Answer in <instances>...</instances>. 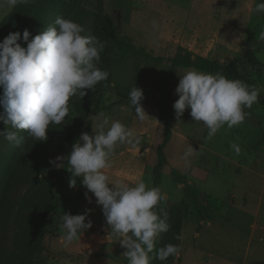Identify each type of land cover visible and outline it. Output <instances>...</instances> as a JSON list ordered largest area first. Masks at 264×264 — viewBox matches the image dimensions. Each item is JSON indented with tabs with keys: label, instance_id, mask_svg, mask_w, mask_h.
<instances>
[{
	"label": "rangeland",
	"instance_id": "rangeland-1",
	"mask_svg": "<svg viewBox=\"0 0 264 264\" xmlns=\"http://www.w3.org/2000/svg\"><path fill=\"white\" fill-rule=\"evenodd\" d=\"M260 2L262 0H106L104 4V13L113 20L119 35L129 38L147 58L103 42L105 48L99 67L110 75L99 83L95 105L79 135H94L102 119L101 113L109 117L110 122L118 120L140 135L145 153L140 157L147 162V167L139 180L148 187L160 189L164 200L156 210L161 214L162 209L169 220L166 219L169 230L156 238L153 252L161 247L164 234L170 237L175 229L180 231L178 246L181 251L173 264H264L263 230L252 242L246 237L247 231H242L253 222V218L242 209H251L254 204L261 206L258 222L260 227H264V127L252 130L243 122L231 129L224 126L212 139H207L203 134L208 133V129L193 120L190 109H186L177 120L173 105L179 96L175 89L180 76L195 68L176 67L170 62L182 49L223 66L239 61L240 71L252 81L249 87L258 89L264 100V68L261 73L255 72L249 62V55L254 54L264 65V40H259V33L264 30V13L253 11ZM19 4L9 7L6 0H0V25ZM101 30L97 24L93 32ZM134 86L143 91L141 106L146 114L143 121L137 119L130 104L129 93ZM164 90L170 96L168 114L172 116L173 137L171 146L165 150L168 162L159 169L158 149L166 137L165 122L161 118ZM68 107L66 122L77 117L73 108ZM243 110L248 116L252 107ZM251 120L264 123V116H253ZM70 127L76 128L75 124ZM61 141L56 145L42 143L34 148L37 158L31 172L33 184L25 193L30 199L48 203L50 213L46 221L50 231L44 240V250L34 255L32 264H129L123 256L126 249L110 233L102 206L97 205L94 194L88 192L89 203L85 197L87 189L82 186L80 178H77L75 187L69 186L71 174L67 171L66 162L64 167L56 166L59 163L56 158L67 157L70 149L66 139ZM185 141L192 146L200 141L204 148L213 149L223 156L229 155L241 166L236 162L222 164L213 161L206 150H199L187 158L190 161L189 175L179 172L172 159L182 153L184 146L181 144ZM33 142L20 147L19 154L22 155L18 160L28 158ZM37 142L35 140L36 145ZM230 142L240 145V155L229 147ZM128 147L118 145L112 156ZM118 164V161H111V168L104 170L110 182L125 181ZM257 165L260 175L254 176L248 169L252 167L254 171ZM197 167L217 176L218 181L212 178L209 187L204 186L214 190L213 198L202 193L201 182L196 178ZM174 170L187 178V186L178 183ZM253 182L257 190L250 194L248 191ZM222 190L224 193L220 194ZM234 202L235 206L231 207ZM88 209L91 210L88 215L92 228L65 246L60 239L63 213L80 215ZM35 211L39 213L40 208ZM28 215L32 217L35 212ZM161 218H164L162 214ZM208 223H213L219 231L220 242L212 244V241L206 242V238L196 241L195 235L202 233L203 224ZM238 237H246V241L240 242ZM152 253L149 254L150 263Z\"/></svg>",
	"mask_w": 264,
	"mask_h": 264
},
{
	"label": "clouds",
	"instance_id": "clouds-1",
	"mask_svg": "<svg viewBox=\"0 0 264 264\" xmlns=\"http://www.w3.org/2000/svg\"><path fill=\"white\" fill-rule=\"evenodd\" d=\"M30 2L6 0L9 7ZM253 11L264 13V0ZM84 32L79 23L57 16L52 25L34 37L25 29L22 36L20 32L9 33L0 42V107L4 110L0 121L7 128L0 132V137L18 148L24 141L19 135L21 131L37 141H46L49 126L61 125L68 116L70 98L77 95L83 98L86 90L94 91L97 84L108 79L110 73L98 66L105 44L94 35H83ZM21 39L26 48L18 43ZM259 40H264V30L260 31ZM175 93L179 96L173 105L177 120L190 109L193 120L208 129L207 139H212L224 126L231 129L242 124L247 115L243 109L251 108L259 96L258 89L243 81L195 69L180 76ZM129 99L137 119L143 121L146 115L141 106L143 91L134 86ZM100 117L98 131L91 136L82 133L67 157L56 158L59 162L56 166L64 167L66 162L71 174L69 186L75 187L80 178L89 203L88 192L94 194L110 233L126 249L123 256L129 264H150L149 254L155 248L156 238L169 230L167 213L161 209L164 217L161 218L156 210L164 196L159 188L148 187L143 180L134 185L110 182L104 170L111 168L116 147H135L140 138L120 121L110 122L103 113ZM229 147L240 155L238 143L230 142ZM196 152L189 146L183 158L187 160ZM90 211L80 215L63 213L60 239L65 246L92 228ZM180 251L178 245L169 243L156 250V259L166 264L169 257L178 258Z\"/></svg>",
	"mask_w": 264,
	"mask_h": 264
},
{
	"label": "trees",
	"instance_id": "trees-1",
	"mask_svg": "<svg viewBox=\"0 0 264 264\" xmlns=\"http://www.w3.org/2000/svg\"><path fill=\"white\" fill-rule=\"evenodd\" d=\"M105 1L31 0L28 4L20 3L0 25V42L9 33L20 32L22 36L25 29L29 30L34 37L45 30L48 25H52L57 16H61L82 25L85 29L83 35H94L101 42H108L110 45L147 58L145 53L139 50L129 38L119 35L113 20L104 13ZM97 24L102 27V30L95 33L93 31ZM18 43L22 47H27L23 39ZM170 62L176 67L195 68L210 74L220 73L228 79L240 80L249 86L252 84L250 77L240 71L239 61L234 62L231 66H223L208 58L195 57L188 50L182 49L176 57L170 59ZM249 62L255 72H262L264 65L254 54L249 55ZM98 86L99 84L95 86L94 91L86 90L87 95L83 98L78 95L70 98L68 106L73 108L77 117L67 122L64 121L61 125L51 124L46 141H38L36 145L35 139L28 137L26 132L21 131L19 133L20 136L24 137L21 146L34 140L33 146H31L33 150L27 159L18 160L19 156L22 155L19 154L21 146L15 147L0 137V264H32L33 258L44 250V240L49 233L48 222L46 221L50 213L49 205L44 200L38 202L30 199L25 193L33 184L31 172L37 158L34 148L46 142L56 145L64 138L69 142L70 149L67 153L69 155L73 144L80 138V128L86 124L88 113L95 105ZM0 95H2V89H0ZM163 97L161 118L165 122L166 137L158 149L159 169L168 162L165 150L173 137L171 132L172 116L168 114L170 96L166 90L163 91ZM258 102L264 107V100L261 95L258 96ZM3 111V108L0 107V114ZM72 124H75L76 128H71ZM0 127V132L7 130L2 121H0ZM173 173L178 183L184 186L188 185L185 176L176 170ZM38 208H40L39 213L35 211ZM31 211H34L35 215L29 217L28 214ZM179 232L175 229L170 237L167 236V233L164 234L161 247L169 243L178 245L179 240L176 237L180 236ZM174 260V258L169 257L166 264H173ZM150 264H161L156 259V251L151 254Z\"/></svg>",
	"mask_w": 264,
	"mask_h": 264
},
{
	"label": "crops",
	"instance_id": "crops-1",
	"mask_svg": "<svg viewBox=\"0 0 264 264\" xmlns=\"http://www.w3.org/2000/svg\"><path fill=\"white\" fill-rule=\"evenodd\" d=\"M253 116H264V107H262V105L259 102H256L253 104L252 111L250 112V114L248 116H246V120L244 121V123L249 126L248 127L249 129H252V130H259L260 128L263 129L262 127H264V123H262L261 121L260 122H254L253 120H251V119H253ZM207 134L208 133L205 132V134H203L204 137L207 136ZM137 136L139 137L140 135L137 134ZM174 139H178V138L174 137ZM181 145L184 146L182 153L177 155L176 158L172 159L174 162V168L176 170H178L179 172H183V173L189 172L187 170L190 169V167H189L190 161H187L183 158L184 153L187 151V149H189V146H191L197 152L199 150H202V151L206 150V152H208V155H209L208 157L212 158L213 161H220V162H222V164H224V162L225 163L236 162L238 166H241L240 162L236 161L235 158H232L229 155L223 156V155H220L218 152H216L213 149L211 150V149L204 148V146H201L200 141H196L194 146L190 145L186 141H185V143L183 142ZM170 146H171V143L168 145L167 149ZM259 147H258V150H262V148H259ZM140 155H145V153H144V145L142 146L139 143L135 147H128V148H126V150H122L121 152H119L116 156L114 155L111 157L112 162H116V161L119 162V164H118V165H120L119 168L122 169L121 173L123 175V178H125L124 182L136 183L140 178H142L144 176V173L146 172L147 162H145V160L142 159L140 157ZM198 156H199V153H198ZM124 167H127V168H124ZM248 170L254 176L260 175L258 165H257L256 170L253 171L252 167H250ZM195 172H196V178L198 179L199 182H201L200 184L202 185V189H201L202 193L203 194L206 193L210 197L213 198L214 196H213L212 192L214 190L207 188V187H209L210 181L212 180V178H214L216 181H218L216 179L217 176L215 174H210L206 169L200 168V167L195 168ZM250 185L251 186L249 188L248 193L255 194L257 189L254 186V182L251 183ZM204 186H207V187L204 188ZM219 193L223 194L224 192L222 190V192L220 191ZM234 206H235V202H234V204H232L231 207H234ZM242 210L246 211V213L249 214L253 218V222L249 225V227H247V230L245 228H244V230H242L243 232L247 231L248 235H246V237H248L249 242H252V241H254L258 232H260L261 230H263L261 232H264V227H260L261 225L258 222L259 221L258 217L260 216L261 206H260V204H257V205L254 204L251 209L246 208V209H242ZM209 235H212V237H209ZM195 237H196L197 242L201 241L204 238H206V240H207V241L205 240L206 242L212 241V244H215V243L221 241L219 231L214 228L213 223L203 224L202 233L200 232V233L196 234ZM246 237H244V238L238 237L237 240L240 242H243V241H246L245 240ZM186 257H188V256H186Z\"/></svg>",
	"mask_w": 264,
	"mask_h": 264
}]
</instances>
